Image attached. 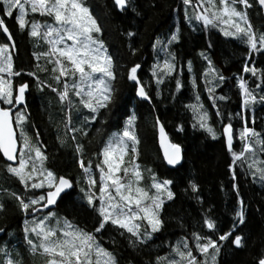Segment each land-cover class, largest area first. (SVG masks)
Here are the masks:
<instances>
[{"label":"snow or ice","instance_id":"snow-or-ice-1","mask_svg":"<svg viewBox=\"0 0 264 264\" xmlns=\"http://www.w3.org/2000/svg\"><path fill=\"white\" fill-rule=\"evenodd\" d=\"M182 4L183 18L189 26L202 25L205 31L216 29L223 37L246 46L243 72L251 73L260 83L251 89L243 77L236 78L241 111L235 115L240 118L242 127L234 129L231 113L228 123H222L221 135L230 155L227 167L237 204L232 227L218 234V221L210 210L206 211L200 227L206 228L208 233L191 232V243L189 236L178 238L169 245L167 253L157 255L148 264H219L223 242L228 241L236 249L244 248L247 242L238 228L246 223V215L245 201L237 183V169H243L245 175L264 184V131L250 127L248 116L249 112H254L257 103L264 105V69L256 67L253 59L255 54L264 55V31L254 26L249 15L255 5L257 14L264 19V0H195V4L193 0H182ZM114 7L121 12L131 8L140 14L134 0H114ZM30 14L42 19L30 20ZM5 17H14L18 30L27 33L34 49H44L32 52L35 64L27 72L16 67L14 54L19 50ZM102 31L88 0H0V34L5 37V42H0V154L5 159L3 171L22 186L20 192L0 187V213L5 210L6 200L14 203L24 217L22 233L27 251L33 258H41L43 264H120L116 252L103 246V234L111 229L117 236L125 238L130 248L145 247L164 229L165 204L176 198L173 180L160 179L151 168L138 162L139 138L134 111L126 117L119 131L109 134L102 141V147L91 153L97 158L95 165L92 159L86 158L87 148L82 140L89 137L93 122L104 124L100 117L107 115L116 103L118 69L124 68L110 54ZM125 35L134 37L136 34L127 31ZM180 40L177 27L166 43L157 37L152 44L157 53L156 62L151 66L157 96L161 94L159 86L167 78L175 80L176 91L184 87L179 76L173 75L178 68L176 53L171 49ZM211 47L209 43L208 48ZM129 49L133 55L138 51L131 45ZM159 53L164 54L163 60ZM198 55L206 63L200 78L216 108L215 115L223 120L224 114L217 105L229 97L216 95V90L225 83L226 77L215 67L207 51ZM140 69L141 64L133 62L120 75L132 82L135 97L151 102L147 84L138 74ZM187 69L191 75V60L187 61ZM41 74L46 78L42 79ZM25 75L32 78L31 84L24 79ZM191 85L193 89L197 88L195 77L191 78ZM33 86L40 92L48 89L55 96L56 105L49 101L46 111L49 122L55 123L59 145L72 149L75 163L81 170L82 175L75 181L48 167L49 156L40 133L33 136L26 131V127H34L29 123L27 107V93ZM57 107L62 116L61 120L54 121L52 109ZM185 107L193 114L192 126L217 139L198 92L194 93L193 102ZM251 120L254 124V115ZM155 126L164 160L171 166L180 164L184 159L182 146L169 139L159 117L155 119ZM178 130L183 131V127ZM95 133L102 134V128H95ZM234 139L240 142L239 151L234 150ZM145 172L150 181L148 184L144 183ZM74 188L79 189L77 201H72ZM188 189L200 201L199 185L194 180L188 181ZM65 198L94 213L91 230L51 210ZM5 230L0 226V233ZM110 239L114 246L118 244L116 236ZM0 253H3L0 264H26L18 251L10 253L6 248H0ZM254 260L255 264H264V250ZM126 264H133V261L129 259Z\"/></svg>","mask_w":264,"mask_h":264},{"label":"trees","instance_id":"trees-1","mask_svg":"<svg viewBox=\"0 0 264 264\" xmlns=\"http://www.w3.org/2000/svg\"><path fill=\"white\" fill-rule=\"evenodd\" d=\"M88 3L103 28L101 35L110 54H113L118 59V63L124 65V68L118 69L116 103L107 115L100 117L104 120V124L93 122L94 127L89 129V137L82 140L87 148L86 158L92 159L95 165L97 158L91 153L102 147V141L107 139L109 134L119 131L126 117L134 111L137 116L135 127L139 138L138 162L146 168H151L160 179L174 181L173 190L176 192V198L165 204L164 229L157 233L147 246L134 250L128 246L125 238L117 236L111 229L103 234L101 241L103 246L116 252L120 258V264H126L129 259L133 261V264H148L157 255L167 253L170 250L169 245L175 243L178 238L189 236L191 243V232L208 233L206 228L201 229L200 227L202 216L206 211L210 210L212 216L218 221V234L232 227L237 204L227 167L230 155L221 135L222 123H228V114L231 113L234 129L238 130L242 127L240 118L235 115L241 111V98L236 78L243 77L248 81L251 89H255L260 80L253 77L251 73L243 72L244 61L247 59L246 46L231 38L223 37L216 29L205 31L202 25L189 26L183 18L182 0H134L139 15L131 8L126 12H121L114 7L113 0H88ZM249 15L254 26L264 31V19L257 14L255 5ZM29 19L37 20L41 17L30 14ZM5 23L12 32L19 50L14 54L17 57L16 67L17 69L23 68L27 72L35 64L32 52L44 49L33 48V41L26 32L21 33L18 30L14 17H5ZM177 27L180 29L181 40L171 49L176 53L178 68L173 75L179 76L184 87L176 91L175 80L167 78L159 86L161 94L157 96V85L151 72V66L156 62L157 53L153 50L152 44L157 37L166 43L167 37ZM127 31H132L136 35L127 37L125 35ZM0 42H5L2 34H0ZM209 43L212 44L210 49L208 48ZM129 45L138 49L135 55L130 52ZM201 51H207L215 67L226 77L225 83L216 90V95L229 97L227 101H220L217 105L224 114L223 120L215 115L216 108L212 106L213 102L206 91L204 80L200 78L206 66L198 55ZM159 58L163 60L164 54L159 53ZM253 59L256 67L264 69V55L255 54ZM188 60L193 62L191 75L187 69ZM133 62L141 64L138 74L147 84L152 96L151 102L135 97L132 82L120 75ZM181 67L183 71H179ZM192 77L197 80L196 89L192 88ZM41 78H46L45 74H41ZM24 79L32 83L31 77L25 75ZM196 92L199 93L201 102L209 113L210 123L217 132V139H213L204 130L192 126L193 114L185 105L193 102ZM49 101L52 105H56L55 96L48 89L40 92L33 86L27 93L29 123L34 127H26V131L33 136L36 132L40 133V139L46 146L49 156L48 167L59 174L71 176L75 181L82 173L75 163L72 149L61 147L56 139L55 123L49 122V112L46 111ZM52 112L54 121L61 120L62 114L58 111V107L52 109ZM253 115L255 116L254 124L251 120ZM248 116L250 127H255L257 131H264V105L257 103L254 112H249ZM157 117L164 124L169 139L182 146L184 159L174 168H168L162 160L157 145V127L155 126ZM181 126L183 131L178 130ZM97 127L102 128V134L95 133ZM61 131H63L62 125ZM240 147L239 140L234 139V150L239 151ZM4 165L5 161L0 155V187L17 192L22 191V186L18 181L3 171ZM237 172L239 175L237 183L241 197L245 201L246 215V223L238 228L239 233L246 237L247 242L242 249H236L228 241L223 242L222 252L218 258L219 264H255L254 257L264 250V184L255 181L250 175H245L243 169L238 168ZM144 175L146 178L144 183L148 184V174L145 172ZM189 180H194L199 185L200 201L188 189ZM78 191V188L72 190V201H77ZM53 211L61 216L74 219L76 223L88 230L93 228L94 213L79 206L78 202L73 203L65 198L58 202V206ZM23 219L24 217L17 211L14 203L6 200L5 210L0 213V226L6 229L4 233H0V248H6L9 252L13 250L20 252L26 264H33V260L35 264H43L41 258H33L30 255L27 245L23 242ZM112 236H116L118 241L115 246L111 243L110 237ZM0 254L3 255V253Z\"/></svg>","mask_w":264,"mask_h":264},{"label":"water","instance_id":"water-1","mask_svg":"<svg viewBox=\"0 0 264 264\" xmlns=\"http://www.w3.org/2000/svg\"><path fill=\"white\" fill-rule=\"evenodd\" d=\"M114 1V0H113ZM157 145H158V148H159V151H160V154H161V157H162V160L164 161V163H165V165L168 167V168H174V167H176V166H178V165H176V166H171V165H168L167 164V162L164 160V158H163V150L161 149V147H160V144H159V132H158V128H157ZM1 155V157H2V154H0ZM2 159L5 161V159L2 157ZM45 211H47V210H45Z\"/></svg>","mask_w":264,"mask_h":264},{"label":"rangeland","instance_id":"rangeland-1","mask_svg":"<svg viewBox=\"0 0 264 264\" xmlns=\"http://www.w3.org/2000/svg\"><path fill=\"white\" fill-rule=\"evenodd\" d=\"M189 11L191 12L192 9H191V10L189 9ZM41 19H42V18H41ZM41 19H37V21H40ZM147 182L150 183V181H148V180H147ZM52 211H53V209H52ZM54 212H55V211H54ZM10 253H12V252L10 251ZM2 257H3V255L0 254V259H2Z\"/></svg>","mask_w":264,"mask_h":264},{"label":"bare ground","instance_id":"bare-ground-1","mask_svg":"<svg viewBox=\"0 0 264 264\" xmlns=\"http://www.w3.org/2000/svg\"><path fill=\"white\" fill-rule=\"evenodd\" d=\"M180 237V236H179Z\"/></svg>","mask_w":264,"mask_h":264}]
</instances>
